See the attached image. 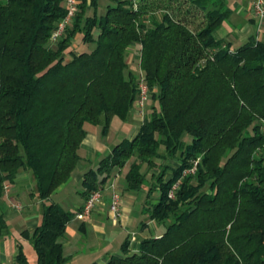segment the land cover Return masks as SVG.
Here are the masks:
<instances>
[{
  "label": "trees",
  "instance_id": "obj_1",
  "mask_svg": "<svg viewBox=\"0 0 264 264\" xmlns=\"http://www.w3.org/2000/svg\"><path fill=\"white\" fill-rule=\"evenodd\" d=\"M106 1L78 0L53 41L67 0H0V201L28 171L43 201L39 225L23 233L36 263L68 264L59 239L82 207L67 210L53 193L75 172L89 125L106 137L114 117L131 118L141 74L152 110L84 173L82 194L124 169L128 190L158 194L146 213L165 228L138 251L126 240L122 255L89 264H264V40L234 47L217 37L233 13L228 0ZM77 35L94 47L75 51ZM6 227L0 214V236Z\"/></svg>",
  "mask_w": 264,
  "mask_h": 264
},
{
  "label": "crops",
  "instance_id": "obj_2",
  "mask_svg": "<svg viewBox=\"0 0 264 264\" xmlns=\"http://www.w3.org/2000/svg\"><path fill=\"white\" fill-rule=\"evenodd\" d=\"M233 13L217 31L218 38H226L237 47L251 36L264 40V17L254 15L252 0H228ZM133 120L140 117L141 123L136 131L129 136V124L114 117L110 131L106 137L97 131L88 130L81 145V160L71 178L61 185L54 193L55 201L67 210L77 211L86 202L82 194L84 173L97 167L99 161L112 151V148L125 138L137 134L144 117L133 111ZM97 133V134H96ZM101 133V130H100ZM128 133V134H127ZM154 173V172H153ZM124 169L117 172L107 182L103 189L102 200L90 216L80 219L73 218L67 225V231L59 241L63 244L65 254L69 256L68 264L99 262L105 263L111 255H122V245L129 240V249L138 251L141 239L150 236H160L164 229L155 220H149L146 207L149 203L158 201V194L148 197V190L131 191L126 188ZM121 176L123 179H121ZM121 182L123 187L122 214L114 218L109 211L111 189L109 184ZM79 186V187H78ZM33 178L26 170H21L14 184L8 185L0 201V214L7 222V227L0 236V264H35L37 256L30 234L39 225L43 210V201L32 195ZM119 189V188H118ZM20 205V207H18ZM26 255V261L20 259V253ZM90 262V263H91Z\"/></svg>",
  "mask_w": 264,
  "mask_h": 264
},
{
  "label": "built area",
  "instance_id": "obj_3",
  "mask_svg": "<svg viewBox=\"0 0 264 264\" xmlns=\"http://www.w3.org/2000/svg\"><path fill=\"white\" fill-rule=\"evenodd\" d=\"M254 15L260 19L259 25H261V19L264 17V0H252ZM67 8L68 12L63 20L59 23L58 28L53 33L52 40L57 41L65 31V28L68 24L71 23L74 16L78 11V0H67ZM139 93L135 102V111L146 118L145 114V105L150 97V89L147 83L145 82L144 76L141 75L138 83ZM200 158H198L193 167L187 169L185 173H195L197 169V165ZM178 184H175L174 188H176ZM109 187L112 191L111 193V201L109 205V211L112 213L114 218H119L122 214V196L121 192L117 188L115 182L109 184ZM174 188L170 192V197L174 196ZM103 189L95 190L91 193V195L86 199L85 204L82 206V209L76 214L77 218L83 219L91 215L94 209L97 207L98 203L102 200L103 197ZM20 207V205H18Z\"/></svg>",
  "mask_w": 264,
  "mask_h": 264
},
{
  "label": "rangeland",
  "instance_id": "obj_4",
  "mask_svg": "<svg viewBox=\"0 0 264 264\" xmlns=\"http://www.w3.org/2000/svg\"><path fill=\"white\" fill-rule=\"evenodd\" d=\"M106 0H101V5H102V8H104V5L106 4ZM220 32V31H219ZM216 33L217 34H219ZM220 35V34H219ZM218 36V35H217ZM81 35H77V37L75 38L74 40V43H73V47L74 49H76L75 51H80L81 49L84 48V50H91L94 45L93 44H87V45H83V43L81 42ZM133 48L130 50V54H129V63H130V68L135 72V73H138L139 71V61H140V51L138 49V46L137 45H133L132 46ZM141 78V74L139 76V79ZM153 101L151 100L150 101V98L148 99V101L146 102V105H145V114L146 116H148V112H150L152 110V106H153ZM134 113V112H133ZM133 113H132V116L131 118L127 121V123L129 124V136H131L135 131H136V128L137 126L140 125L141 123V119L140 117H136L134 120H133ZM136 114H138L137 112L134 114V116H136ZM148 114V115H147ZM139 115V114H138ZM141 116V115H139ZM142 117V116H141ZM119 120V118H117V121ZM126 122V121H125ZM88 130H91V132H94V131H97L99 133V136H100V130H101V126L100 125H97V126H91L89 125L88 126ZM97 134V133H96ZM128 134V133H127ZM163 152V150H161ZM164 153V152H163ZM156 163L157 165L159 164H166V163H170V166L173 167V166H176L177 162L175 160H164V159H161V158H157L156 160ZM129 167V165H128ZM144 170L147 169V165L145 164L144 165ZM160 171V169L158 167H155V168H152L149 170V174H148V180L150 181V184L152 183V179H151V174L154 172V173H158ZM125 172V171H124ZM172 174V168H170L168 171H167V175L170 176ZM121 179L122 176H121ZM117 185V184H116ZM79 187V186H78ZM118 188H119V191L121 192V196H122V199H123V187H122V184L121 182H119L118 184ZM145 189H148V186H145ZM154 197V196H153ZM55 198V196H54ZM70 208H73V207H67V209H70ZM158 225L161 227V229H164L165 228V225L164 224H159ZM91 261H89L90 263ZM88 262L87 263H83V264H89ZM35 264H37L35 262ZM79 264H82V263H79Z\"/></svg>",
  "mask_w": 264,
  "mask_h": 264
}]
</instances>
